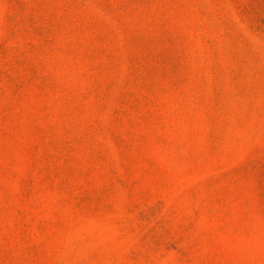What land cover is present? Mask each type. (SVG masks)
Returning <instances> with one entry per match:
<instances>
[{"label":"rangeland","instance_id":"rangeland-1","mask_svg":"<svg viewBox=\"0 0 264 264\" xmlns=\"http://www.w3.org/2000/svg\"><path fill=\"white\" fill-rule=\"evenodd\" d=\"M0 264H264V0H0Z\"/></svg>","mask_w":264,"mask_h":264}]
</instances>
